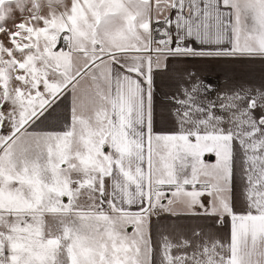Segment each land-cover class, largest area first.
<instances>
[{
	"label": "snow or ice",
	"instance_id": "6c2138e0",
	"mask_svg": "<svg viewBox=\"0 0 264 264\" xmlns=\"http://www.w3.org/2000/svg\"><path fill=\"white\" fill-rule=\"evenodd\" d=\"M0 264H264V0H0Z\"/></svg>",
	"mask_w": 264,
	"mask_h": 264
}]
</instances>
